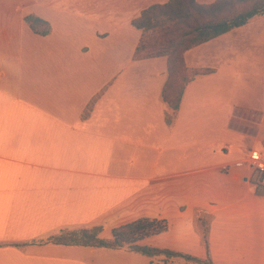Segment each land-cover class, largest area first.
Segmentation results:
<instances>
[{"label": "crops", "instance_id": "obj_1", "mask_svg": "<svg viewBox=\"0 0 264 264\" xmlns=\"http://www.w3.org/2000/svg\"><path fill=\"white\" fill-rule=\"evenodd\" d=\"M167 1L73 0L64 13L74 34L64 36L74 41L54 39L45 16L25 11L34 0L0 8V264H141L122 249L30 243L68 227L100 226L101 237L122 212L131 217L122 224L168 218L167 231L145 238L152 247L213 264H264V196L250 172L236 169L246 158L209 162L214 124L254 148L259 137L245 119L259 113L263 122L264 96L250 105L228 100L223 124L204 115L205 96L220 93L211 83L264 77V12L183 53L186 67L211 72L186 85L173 111L161 98L166 57L132 59L141 32L131 21ZM27 15L48 22V34L34 33ZM164 201L206 216L198 252L176 237V246L158 241L171 223L177 235L185 224L162 214Z\"/></svg>", "mask_w": 264, "mask_h": 264}, {"label": "trees", "instance_id": "obj_2", "mask_svg": "<svg viewBox=\"0 0 264 264\" xmlns=\"http://www.w3.org/2000/svg\"><path fill=\"white\" fill-rule=\"evenodd\" d=\"M264 12V0H214L210 4H198L195 0H168L164 4H155L142 10L131 21V26L140 30L141 37L136 44L132 59L140 60L165 56L167 60V80L161 92L162 100L173 110L179 107L186 85L196 75L208 74L210 69L188 68L184 64L183 53L203 42L221 35L234 27L247 23L252 17ZM29 28L38 35L50 31L48 22L34 16L24 18ZM91 103L88 105V109ZM166 121H171L166 116ZM254 192L264 196V186L253 182ZM203 225L201 218L197 219ZM201 229V238L206 244L207 223ZM168 229L166 219L141 217L130 223L111 229L109 238L99 236L100 226L78 229L62 228L45 238L32 240L30 243H53L59 245L90 246L107 249L129 248L142 256L168 254L184 256L198 264H213L207 261L183 255L168 249L141 245L139 241L161 234Z\"/></svg>", "mask_w": 264, "mask_h": 264}, {"label": "rangeland", "instance_id": "obj_3", "mask_svg": "<svg viewBox=\"0 0 264 264\" xmlns=\"http://www.w3.org/2000/svg\"><path fill=\"white\" fill-rule=\"evenodd\" d=\"M18 1H29L31 0H0V8L5 7H12L14 8L16 3ZM36 5L33 7L32 5L25 8V11H28L27 13H35L42 16H45V19L49 22L51 27L54 28V39H69L74 41V37L67 36L65 37L64 34H74V18L73 16H70L71 14L64 13V8H68V5L73 2V0H42L45 4L48 2H51L49 7L44 6L43 3H40V0H34ZM60 6L62 9L60 10ZM33 8H37V10H33ZM38 15V16H39ZM67 15V16H66ZM29 39V38H26ZM127 51V49H126ZM242 66V65H239ZM240 68V67H239ZM217 83H211V87H219L220 93H213L214 88L211 89V93L208 96H205L207 103L210 105L211 109L209 112H204L205 118L210 117L211 121L213 118H216V121H221L223 124V113L228 110L227 108V102L230 99H235L238 101H243L246 105H250L251 103L258 102L260 99L264 96V77H243L241 79L235 80L233 78L230 79H220L216 81ZM220 102V110L218 111V107H216L215 111H213V106L217 105ZM226 107V108H225ZM227 109V110H226ZM223 112V113H222ZM248 112V111H246ZM248 113L244 114V117L247 116ZM250 115L254 114V118L245 119L247 122V130L250 132L252 131V135L259 137L257 138V144H255L254 148L252 150L260 149V142L264 140V120L261 122V115L258 113H249ZM259 118H257V116ZM216 116V117H215ZM222 116V118H221ZM263 124V125H262ZM262 132L263 134H260ZM210 134L211 138H215V144L211 147V156H210V163L214 162H222V161H231L234 159H244L248 158L250 156L251 151L248 150L245 143L239 141L242 137H235L231 134V131H225L224 129L221 130V133L219 132L218 125L214 124L210 126ZM259 135V136H257ZM238 136V135H237ZM238 139V140H237ZM248 150V151H247ZM192 161H189L187 163H191ZM196 163V162H195ZM194 163V164H195ZM236 169H239L240 172L249 173L250 168L247 165L240 166ZM250 178V177H249ZM251 187H253L252 181ZM254 183L257 185H260L257 180H253ZM238 187V186H237ZM241 187V186H239ZM152 204V203H151ZM179 205H176V203H172L171 205H168L165 201L163 202V211L162 214L173 217V221L176 220L177 217H181L182 221L185 220V224L183 226V232L180 235H177L178 227L176 224L171 223L169 229V233L159 235V242H166L168 243V246L173 245L172 241L179 239L182 240L183 244L180 245L181 248L193 250L191 252H198L199 250V241L200 239L196 234H201V229L205 226L204 224L207 221V218L202 213H198L197 211H194V209H191L190 207H187L186 209H179ZM152 209V205L149 204L147 206V210L150 211ZM183 210V213H180V211ZM201 218L203 225H200L198 223L197 218ZM131 218L128 217L125 213H120L118 216H115V218L110 222V224L105 225V232L101 234V237H107L109 236V230L114 227H118L120 225H123L122 222H125ZM149 218V217H145ZM166 217H156V219H163ZM175 218V219H174ZM154 219V218H151ZM168 219V218H166ZM129 223V222H128ZM126 224V223H125ZM81 226V225H80ZM198 229H197V227ZM79 227H73L68 229H78ZM81 228V227H80ZM219 232V231H218ZM247 236H251L247 233H245ZM176 237V239H174ZM109 238V237H108ZM246 238V236H245ZM154 239V238H153ZM150 239H145L143 242L141 241L140 244L142 245H149V246H156L155 243ZM222 244V239L221 242ZM176 246V245H173ZM122 250L126 252H130L131 259H136L137 261H140L141 264H198L197 262L190 260L188 258H185L184 256H174V255H168V254H160V255H152V256H142L135 254L134 252L130 251L129 248L123 247ZM100 251H103V249H99ZM132 253V254H131ZM184 255V254H183ZM208 258V257H207ZM207 258H202V261H207Z\"/></svg>", "mask_w": 264, "mask_h": 264}, {"label": "built area", "instance_id": "obj_4", "mask_svg": "<svg viewBox=\"0 0 264 264\" xmlns=\"http://www.w3.org/2000/svg\"><path fill=\"white\" fill-rule=\"evenodd\" d=\"M260 149L252 150L250 156L237 165H247L250 168L251 177L254 175L257 182L264 186V140L260 142Z\"/></svg>", "mask_w": 264, "mask_h": 264}]
</instances>
